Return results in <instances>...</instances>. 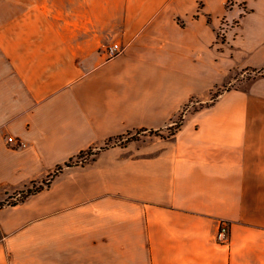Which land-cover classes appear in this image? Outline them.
Returning <instances> with one entry per match:
<instances>
[{"label":"crops","instance_id":"obj_1","mask_svg":"<svg viewBox=\"0 0 264 264\" xmlns=\"http://www.w3.org/2000/svg\"><path fill=\"white\" fill-rule=\"evenodd\" d=\"M228 1L0 0V203L102 148L0 206V264H264L263 75L113 141L264 68V0Z\"/></svg>","mask_w":264,"mask_h":264},{"label":"rangeland","instance_id":"obj_2","mask_svg":"<svg viewBox=\"0 0 264 264\" xmlns=\"http://www.w3.org/2000/svg\"><path fill=\"white\" fill-rule=\"evenodd\" d=\"M1 0L2 3V8L4 10H6L7 15L9 16L10 14H14V5L17 3H21L22 4V11H23V16L25 17H30L31 15H34V0ZM233 0H229L227 3V7H231L233 2ZM16 2V3H15ZM228 28V22L224 19L222 22V26L219 29L218 35H219V42L222 43V41H224L225 37V30ZM113 45H117V44H111L109 46H107L106 48V52L108 54V58H113L114 56L118 55L121 51L122 48L118 46L119 48V52L114 55L111 56L108 52V48L110 46ZM262 71H264V68ZM261 69H257V68H250L248 70H242L241 73L239 74H235L233 77H231L229 80H227L226 82L222 83V84H216L213 88L210 89V91L207 93L208 95V99L207 100H202L201 96H199L198 94H193L189 100L187 102H185L181 107L180 110L178 112V115L173 118L167 125L166 127H164L163 129H159V130H151L150 132L145 131L143 129L141 130H136L133 132H129L124 136H119L117 137V139L113 140L116 143H126L130 140H136V139H141L143 137L144 134H155V135H172L176 132V130L179 128L178 125L180 123H184L186 116L189 113H195L197 111H200L202 109H206L207 107L211 106L213 103H217L218 101H220V99L222 98V95L232 89L238 88L241 81L243 79H251L254 76L257 75H262L258 70ZM264 76V75H263ZM203 96V95H202ZM10 137V136H9ZM8 137V138H9ZM14 138V136H12ZM9 141V140H8ZM14 141H16V139L14 138ZM12 141V142H14ZM10 142V141H9ZM112 143V140H109L106 144H104L105 146H108ZM92 149L91 153L86 152V150H83L81 152H85L83 155H79L80 153H78V155L74 158V160H72V163H85L88 160H90L91 158H95L96 155L101 151L102 148H89ZM87 149V150H89ZM44 187L46 186V184L44 185V182L41 184ZM39 186H35L36 187H40ZM34 187V186H33ZM28 196L27 194V190H25V192H18L16 194H14L13 196H10L8 198V200H6V202H2L0 203V206L4 205V204H14L17 203L23 199H25ZM223 220H228V219H223ZM230 222V239H231V221L228 220ZM217 238V235H216ZM229 239V242H230ZM218 241V240H217ZM219 242V241H218ZM227 243H222V244H228ZM221 243V242H220Z\"/></svg>","mask_w":264,"mask_h":264},{"label":"built area","instance_id":"obj_3","mask_svg":"<svg viewBox=\"0 0 264 264\" xmlns=\"http://www.w3.org/2000/svg\"><path fill=\"white\" fill-rule=\"evenodd\" d=\"M108 52L111 56L116 55L119 52L117 45L110 46ZM10 142L14 141V138L10 136L8 138ZM230 239V222L228 220H222L217 231V240L221 243H227Z\"/></svg>","mask_w":264,"mask_h":264},{"label":"trees","instance_id":"obj_4","mask_svg":"<svg viewBox=\"0 0 264 264\" xmlns=\"http://www.w3.org/2000/svg\"><path fill=\"white\" fill-rule=\"evenodd\" d=\"M262 70H263V69L258 70V71H259L262 75H264V71H262ZM182 124H183V123H180V124L178 125V127H180ZM91 151H92V149L86 150V152H88V153H91ZM84 153H85V152H81L79 155L81 156V155H83ZM71 163H72V160L66 162V164H65L64 166H68V165H70ZM64 166H63V165H62V166H59V167L56 169V171L54 172V174H52L48 180L44 181V185H45V184L48 185V184L51 182L52 177H53L56 173H58L59 171H61V170L63 169ZM43 188H44L43 185H41L40 187H36V188H35V186L32 187V188H28V189H27V194L30 195V194L35 193V192H37V191H39V190H41V189H43ZM22 192H25V190H23Z\"/></svg>","mask_w":264,"mask_h":264}]
</instances>
